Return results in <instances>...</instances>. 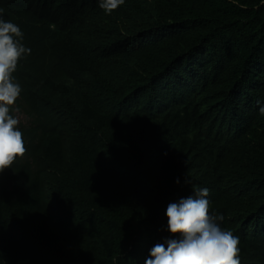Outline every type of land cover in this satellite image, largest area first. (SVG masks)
<instances>
[{"label":"trees","instance_id":"trees-1","mask_svg":"<svg viewBox=\"0 0 264 264\" xmlns=\"http://www.w3.org/2000/svg\"><path fill=\"white\" fill-rule=\"evenodd\" d=\"M0 17L30 49L0 264H144L167 205L204 187L241 264H264V0H0Z\"/></svg>","mask_w":264,"mask_h":264},{"label":"clouds","instance_id":"clouds-1","mask_svg":"<svg viewBox=\"0 0 264 264\" xmlns=\"http://www.w3.org/2000/svg\"><path fill=\"white\" fill-rule=\"evenodd\" d=\"M124 2L98 0V5L110 15ZM28 53L20 27L0 17V174L25 152L20 121L15 115L18 109L14 107L22 86L13 74L19 60ZM260 114L264 115V105ZM208 196V188H195L191 195L167 205L165 230L171 235L149 249L144 264H241L239 237L222 229V213L209 214Z\"/></svg>","mask_w":264,"mask_h":264},{"label":"rangeland","instance_id":"rangeland-1","mask_svg":"<svg viewBox=\"0 0 264 264\" xmlns=\"http://www.w3.org/2000/svg\"><path fill=\"white\" fill-rule=\"evenodd\" d=\"M20 119H23V117H22V116H20Z\"/></svg>","mask_w":264,"mask_h":264}]
</instances>
